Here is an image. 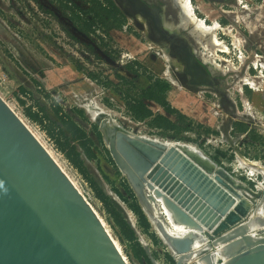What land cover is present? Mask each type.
Here are the masks:
<instances>
[{
  "label": "rangeland",
  "instance_id": "374dc122",
  "mask_svg": "<svg viewBox=\"0 0 264 264\" xmlns=\"http://www.w3.org/2000/svg\"><path fill=\"white\" fill-rule=\"evenodd\" d=\"M98 1L72 0L82 10L89 7L97 10ZM145 1L160 10L164 27L173 34L172 42L176 45L179 42L188 44L200 61L210 68V86L189 84L181 63L171 56L172 47L160 41L161 36L157 33H147L139 23V15L136 18L122 13V25L118 28L110 23L103 26L99 20L92 23L83 17L70 19L68 11L52 0H0V96L38 136L77 185L118 243L128 264H171L170 258L174 261L173 257L151 229L147 217L149 230L144 233L138 226L137 217L114 192L117 190L123 198H128L123 183L130 186L119 169L109 161V154L103 150L104 144L98 142L93 132V126L99 131L104 117L92 121L81 106L87 102L93 103L133 134L191 143L204 154L205 160L224 169L230 177L253 190L259 178L248 177L247 171L239 170L236 156L261 162L264 166V71L255 72L254 75L249 73L252 63L259 64V60L264 63V0H240L241 4L235 0H188L199 19L207 25L218 26L215 35L227 47L226 53L212 45L205 33L194 31L193 25L183 18L177 0ZM114 6L118 8L117 2H114ZM164 56L180 66V75L175 77L180 83H186L181 90L170 85L166 101L185 117L182 124L188 122L189 125L185 127L180 124L176 130L159 135V130L152 128L149 120H134L114 89L103 87L99 82L111 81L117 89L128 90L117 79V76H124L133 81L136 90H142L148 87L149 80L144 75L135 77L127 66L136 61L150 74L164 80L161 76L166 66L162 59ZM89 73L96 75L99 82L91 79L87 75ZM242 79L250 80L254 87L242 85ZM34 102H38L53 121L56 116L51 106L55 104L87 132L95 146V157L87 159L82 154L83 165L99 188L110 199L114 197L121 204L123 209H116L120 218L133 230L134 240L129 241L120 234L89 184L55 150L41 128L27 118L26 108L34 106ZM247 103L252 119L243 114ZM146 104L153 113L169 117L154 102L148 101ZM77 110L82 111V115ZM170 118L174 120L172 116ZM240 125L245 126L244 132L240 131ZM178 157L183 160L181 155ZM212 159H216V162ZM189 162L194 166L192 173L189 168L185 173H180L184 170L170 160L166 168L177 177V184L184 186L179 197L193 202L197 214L201 219H207L210 226L211 219L216 216L218 219L226 210H222L224 203L217 200L219 195L207 186V176L214 174L215 178L216 174L207 173L192 160ZM197 171L206 178L201 180ZM141 185L136 186L142 197L143 194L150 195L145 192L143 178ZM133 196L138 204L134 193ZM128 200L131 201L130 198ZM207 221H201L198 230L202 235L212 237L213 233L209 235L206 228Z\"/></svg>",
  "mask_w": 264,
  "mask_h": 264
},
{
  "label": "water",
  "instance_id": "95a60500",
  "mask_svg": "<svg viewBox=\"0 0 264 264\" xmlns=\"http://www.w3.org/2000/svg\"><path fill=\"white\" fill-rule=\"evenodd\" d=\"M126 1L131 6L128 15L137 13L140 17L153 21L151 30L161 36L160 41L172 47L171 56L181 63L189 84H212L211 75L195 57L190 46L183 42L177 45L172 42V32L160 26L161 16L153 8L143 0ZM168 83L172 85L171 82ZM103 116L113 123L108 114ZM55 121L59 124L57 119ZM100 123L101 140L114 165L123 176L126 175L124 177L146 217L147 214L132 188V185H141L144 176L150 177L159 185L163 184L161 180L164 179V187L168 185L166 189H178L176 196L174 195L177 203L181 199L178 195L184 189L161 165L163 155L166 160L172 163L175 161L174 165L184 170L180 173H185L188 168L192 171L194 168L185 158L187 155L207 173L214 172L215 179L231 189L230 175L200 154L180 148L185 154L182 160L178 157V147H171L169 152L165 142L135 136L118 124L110 127L107 123L103 128V121ZM198 173L201 180L206 178L201 172ZM208 185L213 186L209 183ZM213 188V191L220 192V189L215 190L216 185ZM248 189L253 196L257 195L256 191L253 192L255 187L253 190ZM155 191L157 195H161L160 191ZM224 195L226 194L223 192L217 197L218 201L224 203L222 210L232 206L231 200H227L228 195ZM258 198L264 199V190ZM111 201L116 208L123 209L117 199L111 197ZM166 203L179 221L197 224L187 212L167 197ZM252 215L256 213L253 212ZM246 216L247 206L241 201L219 221L213 230V237H210L209 251L201 250L206 264H212L211 253L217 243L224 244V253L227 256L222 264H264V236L261 234L262 236L255 237L248 233L247 220L242 222L241 219ZM147 220L150 222L148 217ZM216 220L217 216L211 219L210 225ZM169 239L178 254L193 250L190 237ZM170 254L174 264H182L179 258L171 252ZM0 264H127L91 205L1 96Z\"/></svg>",
  "mask_w": 264,
  "mask_h": 264
},
{
  "label": "bare ground",
  "instance_id": "6f19581e",
  "mask_svg": "<svg viewBox=\"0 0 264 264\" xmlns=\"http://www.w3.org/2000/svg\"><path fill=\"white\" fill-rule=\"evenodd\" d=\"M177 1L180 5V9L182 11L181 14H182L183 18L193 25L194 31H197L199 33H201V32L205 33L209 37L212 45L219 47L220 52L226 53L228 51L227 47L222 45L220 43V41L217 40L216 35H215L216 31L219 30L218 26L216 24H214L213 26L207 25L203 22L202 19H199L195 15V11L192 8L190 1H188V0H177ZM235 1L240 3V0H235ZM234 44H236V42H234ZM162 59L165 60L166 66L162 70L161 76L166 81L171 82L172 86L178 87L179 90H181L183 87H186L185 81L183 83H180L178 81V79L175 77L176 75H180V68H179L180 66H178L176 64V62L170 61L168 59V57H166V56H164V58H162ZM240 82L242 83V85L254 87L253 82H250V80L242 79ZM82 107L84 108L85 112L88 114V117H90V119L92 121H97L98 119L104 117L103 116L104 114H107L103 109L97 107L93 103L87 102ZM244 109H245V112L243 113L244 116L252 119L251 117H253V116H252V112L250 110L249 103L244 105ZM107 123L109 124L110 127H113V124H118L114 121L111 124L109 119H104L103 128L106 127ZM31 132L33 133V131H31ZM33 134L37 138V140H39V142L42 144V142L40 141L38 136L35 133H33ZM133 135L140 136L141 138H145V139L149 138L151 140H155V142H162V143L165 142V144L168 148L167 150L169 152H171V150H172L171 147H178V150H179L178 152L180 153L181 156H183L185 154L182 152V150H180V148H182V149L186 148V149L194 151V153L200 154L204 159H206L204 154L200 150H198L195 145L188 143V142L172 140V139H161L157 136H150L147 134H133ZM43 147L47 150V152L50 154V156L53 158V160L59 165V167L67 175V173L61 167V165L57 162L55 157L48 151V149L44 145H43ZM185 158L188 160H191V158L187 155H185ZM168 161L169 160H166V156L163 155L162 159L160 160V163H161V165H163L166 168ZM236 162L239 163V167H240V168H238L239 170L248 172L247 173L248 177L259 178V180H257L258 182H257L256 187H255L256 189L253 190V192L256 191L255 194H257V195L253 196L251 194V192L249 191L247 186L245 187V185L243 183L238 182L237 179H234L233 177H231V181L229 183V186L231 189H228V187L223 186L222 184H220L218 181L215 180L214 174L207 176L208 183L213 184V186L216 185L217 188L215 190L220 189V192L218 193L217 191H213L214 190L213 186H210L207 183V186L209 187L208 189H210L215 194L217 193V195H219V196H220V194H222L224 192L226 195H228L227 200H231V205H232L229 208H226L224 213L220 214L218 220L214 221L210 226H208L209 221H207V219H205V220L201 219V216L197 214L198 211L195 210L196 208L193 206V202H188V201H185L184 198H181L179 200V202L177 203L176 197H173V195L176 194L177 189L174 190V193H171L170 190H172V188H170V190L166 189L168 187V185H166V187H164V185H165L164 179L161 180L162 181L161 183H163V184L159 185L156 182H154L153 179H151L150 177H148V176L143 177V183H144V186L146 187V190H147L145 192H148L150 194V195L143 194V197H142V194H140L138 187L136 185H132L133 190L135 191L142 207L144 208V210L147 214V217L150 220V225L152 226L151 229L154 231V233L158 237V239L160 238L163 241L162 242L163 245H165L168 248L167 251L171 252L176 258H179L180 261L182 262V264H206V262L202 258L201 250L209 251V248H210V240L209 239H210V237L207 236L206 234L202 235L199 232L198 227L201 225V221L202 222L207 221L206 228H207L208 233L210 235L213 233V230H215L214 228H216L218 226L219 220L224 219L226 214L228 212L233 211L235 209V206L237 204H239L241 201H242V204L247 206V216L242 217L241 219H242V222H245L247 220V231H248V233L252 236H255V237L262 236L261 234H263V231H264V199L261 200V198H258V197L261 193H263V190H264V166L261 162H258L255 160L254 161L247 160V159L241 158L239 155L236 156ZM166 169L168 172H170V175L173 176V178L178 180L177 177L168 168H166ZM192 172H194V169L190 173H192ZM124 176H126V175L124 174ZM67 177L71 180V182L78 189L77 185L72 181V179L69 177V175H67ZM254 180H255V178H254ZM187 186H188V184H187ZM140 187H142V185ZM155 190L160 191L161 195H157ZM257 191H259V192L257 193ZM79 192H81V191H79ZM168 194H170V195H168ZM226 195H224V197ZM145 197H147L148 199H146ZM166 197L169 198V200H171L172 202L176 203L178 206H180L181 209H183L185 212H187V214H189L197 222V224L191 225V224H187V223H184L182 221H179L177 219L176 215L174 214V212L172 211L171 207L167 205ZM222 198H223V196H222ZM253 212H255L256 215H252ZM248 218H251V219H248ZM99 219H100L101 223L103 224L104 228L106 229L107 233L111 237L112 241L114 242L116 248L119 250V252L123 256L124 260L127 262L126 258L124 257V255L122 254V252L120 250L118 243L112 238V236L109 233V230H107V227H105L106 225L104 224L102 219L100 217H99ZM169 237H172V238L190 237L193 250L189 253L178 254L172 248ZM212 237H213V235H212ZM211 254L213 255L211 258L212 264H222L223 262H225L227 260V256L224 253V244L223 243H217L215 245V247L213 248ZM127 264H128V262H127Z\"/></svg>",
  "mask_w": 264,
  "mask_h": 264
},
{
  "label": "trees",
  "instance_id": "16d2710c",
  "mask_svg": "<svg viewBox=\"0 0 264 264\" xmlns=\"http://www.w3.org/2000/svg\"><path fill=\"white\" fill-rule=\"evenodd\" d=\"M59 4V6L69 12L70 17L73 18H87L92 23L96 20L101 21L103 26H107L109 23L120 28L122 25V14L116 9L111 0L98 1L97 10L89 7L86 10H82L71 0H52ZM106 34V30H104ZM134 65V68L132 67ZM129 71L135 76L144 75L150 82L148 87L142 90H136L133 85V81L124 76H117L120 84L127 86L128 90H119L116 85L111 81H105L103 84L97 80V76L89 73L87 74L91 79L99 82L103 87L113 88L118 94L121 100L124 102L126 111L136 121L149 120V125L159 130V135H163L164 132H172L178 128L180 124L184 122L185 117L173 109L166 101V93L170 91L171 86L168 82L150 74L146 68L142 67L138 62L133 61L127 66ZM22 92H24L21 89ZM135 91V94H131ZM151 101L157 104L169 117L161 113H153V111L147 106L146 102ZM52 111L56 116L59 124L53 121L46 114L45 109L34 102V106H28L26 108L27 118L38 125L45 135L52 142L56 151H58L69 164L82 176V178L89 184L94 196L103 204L104 210L107 215L112 219L117 228L120 230V234L127 240H134L133 230L131 227L120 218L116 207L112 203L111 199L99 188L97 183L86 171L81 155L83 154L87 159H94L93 152L94 143L91 138L88 137L87 132L77 124L68 114L63 113L62 110L52 103ZM79 115H82V111L77 110ZM172 116L174 120L170 118ZM187 127L189 123L182 124ZM96 139L101 143V134L97 130L96 126L92 127ZM246 130L244 125H240V131ZM254 139V138H253ZM107 154L106 148L103 149ZM110 157V155H109ZM213 160V159H212ZM109 161L113 163L111 157ZM216 162V159L213 160ZM123 188L128 198H123L117 190H114L116 195L127 204L128 208L137 217V223L142 232L146 233L149 230V223L146 220V216L142 213L139 205L134 199L133 193L126 183H123ZM144 254L143 250H141ZM171 264H174L172 258H170Z\"/></svg>",
  "mask_w": 264,
  "mask_h": 264
},
{
  "label": "flooded vegetation",
  "instance_id": "af4514ba",
  "mask_svg": "<svg viewBox=\"0 0 264 264\" xmlns=\"http://www.w3.org/2000/svg\"><path fill=\"white\" fill-rule=\"evenodd\" d=\"M72 1V0H71ZM112 1V3H113V5H114V2L116 3L117 1V4H118V8H116L115 6V8L116 9H118L120 12H121V14L122 13H124V14H127L128 15V12H130V10H131V6L128 4V2L126 1V0H111ZM146 4H148L151 8H153L160 16H161V12H160V10H157L155 7H153V6H151L148 2H146L145 0H143ZM214 1H219V0H214ZM55 2V1H54ZM55 3H57V2H55ZM74 3V2H73ZM192 4V3H191ZM239 4H241V3H239ZM57 5L59 6V4L57 3ZM77 5V4H76ZM123 6H126V7H123ZM60 7V6H59ZM98 7V6H97ZM61 8V7H60ZM63 9V8H62ZM65 10V9H64ZM65 11H67V10H65ZM68 13V15H69V12H67ZM131 15H133V16H135L136 17V15H138L137 13H131ZM140 17V16H139ZM69 18L70 19H72L71 17H70V15H69ZM137 18V17H136ZM141 18V20H139V23L142 25V27L144 28V30L146 29V31H147V33H149V31H152L151 29H152V24H153V21L152 20H149V19H147V18H142V17H140ZM140 21H142V23L140 22ZM151 22H152V24H151ZM146 23H148L147 25H146ZM160 26L161 27H163V28H165L164 27V25H163V20H162V16H161V20H160ZM153 32V31H152ZM155 33V32H154ZM158 35V34H157ZM180 43V42H179ZM178 43V44H179ZM184 44H186L185 42H183ZM188 45V44H187ZM191 48V47H190ZM192 49V48H191ZM192 51L194 52V54H195V57L200 61V59H199V57H198V55L195 53V51H194V49H192ZM264 60V59H263ZM201 62V61H200ZM203 65H204V67H205V69L208 71V73L210 74V68L208 69L207 67H206V65L203 63ZM252 66H251V68H249V73L251 74V75H254V73L255 72H257V73H259V71L261 72V73H263V71H264V63H261L260 62V60H259V64H256V65H254L253 63L251 64ZM259 66H261V69L259 70ZM216 77V76H215ZM214 77V78H215ZM164 79V78H163ZM165 80V79H164ZM168 82V81H167ZM170 84V83H169ZM171 85V84H170ZM244 86H247V85H244ZM82 107V106H81ZM83 108V107H82ZM84 109V108H83ZM101 142H102V140H101ZM103 143V142H102Z\"/></svg>",
  "mask_w": 264,
  "mask_h": 264
}]
</instances>
